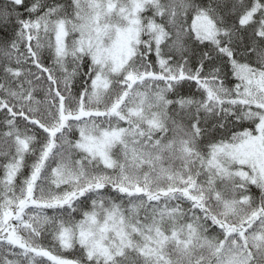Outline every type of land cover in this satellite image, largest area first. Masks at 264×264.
<instances>
[{
  "label": "snow or ice",
  "instance_id": "1",
  "mask_svg": "<svg viewBox=\"0 0 264 264\" xmlns=\"http://www.w3.org/2000/svg\"><path fill=\"white\" fill-rule=\"evenodd\" d=\"M0 264H264V0H0Z\"/></svg>",
  "mask_w": 264,
  "mask_h": 264
},
{
  "label": "trees",
  "instance_id": "2",
  "mask_svg": "<svg viewBox=\"0 0 264 264\" xmlns=\"http://www.w3.org/2000/svg\"><path fill=\"white\" fill-rule=\"evenodd\" d=\"M66 255H69L70 256L71 254L70 253H66Z\"/></svg>",
  "mask_w": 264,
  "mask_h": 264
}]
</instances>
